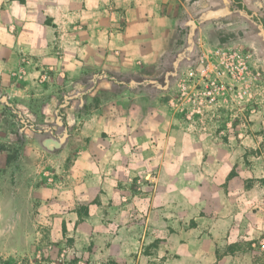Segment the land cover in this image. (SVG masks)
Here are the masks:
<instances>
[{
  "label": "crops",
  "instance_id": "1",
  "mask_svg": "<svg viewBox=\"0 0 264 264\" xmlns=\"http://www.w3.org/2000/svg\"><path fill=\"white\" fill-rule=\"evenodd\" d=\"M225 2L0 0V98L21 117L0 118V256L28 252L49 224L122 264L264 252V88L246 135L240 103L215 131L168 102L202 49L237 46L264 72V33L215 35ZM244 2L264 15V0Z\"/></svg>",
  "mask_w": 264,
  "mask_h": 264
},
{
  "label": "rangeland",
  "instance_id": "2",
  "mask_svg": "<svg viewBox=\"0 0 264 264\" xmlns=\"http://www.w3.org/2000/svg\"><path fill=\"white\" fill-rule=\"evenodd\" d=\"M225 17L221 20L220 28L215 32V35L218 36L220 41L228 42L232 41L234 37L239 34H243L245 30L247 32H257L259 33V37L263 36V31L261 30V26L256 23L247 13L241 11L237 8L232 9V2H225ZM230 12L234 13L231 14ZM253 21L256 24H252ZM227 47H235V46H227ZM185 48H182L184 51ZM196 52H194L195 54ZM171 65V63H169ZM229 88L235 87L236 83H232L231 81L226 82ZM247 82H243L241 86L246 85ZM256 86H260L261 89L264 88V80L261 79L257 82ZM231 91L226 98L222 100L219 104H216L214 108L208 110L205 116L198 121L202 124H209L211 122V128L215 131L222 127V124H218V119H221L224 115L225 117L232 118L233 114L236 115V105L237 103L241 104L242 111L239 117H242V126H240L241 134H248L249 132V125H248V109H247V102L249 99L247 98H237L233 96ZM237 99H236V98ZM246 103V104H243ZM0 104H3L4 108L0 109V118L8 121L9 119H20V115L16 112L14 107L12 106V102L5 97L0 98ZM222 109H225L226 112L224 115L222 114ZM234 115V116H235ZM184 116V115H183ZM185 117V116H184ZM244 124V125H243ZM204 125V127H206ZM208 126V125H207ZM223 128V127H222ZM227 129L224 131L228 133L229 130H232V126H227ZM236 128V127H235ZM52 148L57 149L61 143H49ZM6 145V146H5ZM2 146L8 152L7 160L12 162L18 158L19 155V146L2 143ZM46 232L43 233L42 239L36 241V244L32 246V248L25 253H18L15 255H3L0 256V264H4L6 260L10 259H17L20 261V264H122L123 262H117L116 260L107 259L103 260L102 258L98 257L95 252V247L89 244V241H80L77 237L73 229L67 225L59 226L57 230L51 232V225L49 224L47 227ZM245 230V229H244ZM163 255V254H162ZM155 260V264H180L175 259H170L168 261L167 256H157ZM253 264H264V252H257L255 257L252 258ZM252 263V262H251Z\"/></svg>",
  "mask_w": 264,
  "mask_h": 264
},
{
  "label": "built area",
  "instance_id": "3",
  "mask_svg": "<svg viewBox=\"0 0 264 264\" xmlns=\"http://www.w3.org/2000/svg\"><path fill=\"white\" fill-rule=\"evenodd\" d=\"M226 78L237 85L229 88L223 80ZM261 79L264 80V72L253 69L246 54L237 46L202 49L196 60L178 75L168 102L178 113L196 123L216 104H222L231 91H236L232 94L237 98L251 100L260 89L256 84ZM245 81L247 84L241 86Z\"/></svg>",
  "mask_w": 264,
  "mask_h": 264
},
{
  "label": "trees",
  "instance_id": "4",
  "mask_svg": "<svg viewBox=\"0 0 264 264\" xmlns=\"http://www.w3.org/2000/svg\"><path fill=\"white\" fill-rule=\"evenodd\" d=\"M232 1H233L232 9L237 8L241 11H244L245 13L249 14L256 23L264 27V15L260 13H256L254 10L250 9L248 5L244 2V0H232ZM61 113H63V111ZM4 264H20V261L18 262L17 259L12 258L10 260H6Z\"/></svg>",
  "mask_w": 264,
  "mask_h": 264
},
{
  "label": "water",
  "instance_id": "5",
  "mask_svg": "<svg viewBox=\"0 0 264 264\" xmlns=\"http://www.w3.org/2000/svg\"><path fill=\"white\" fill-rule=\"evenodd\" d=\"M249 15V14H248ZM250 16V15H249ZM251 17V16H250ZM261 30L264 32V27L263 26H261Z\"/></svg>",
  "mask_w": 264,
  "mask_h": 264
}]
</instances>
